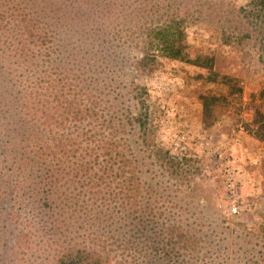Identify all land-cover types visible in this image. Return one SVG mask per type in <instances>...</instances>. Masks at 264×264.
<instances>
[{
  "label": "trees",
  "instance_id": "obj_1",
  "mask_svg": "<svg viewBox=\"0 0 264 264\" xmlns=\"http://www.w3.org/2000/svg\"><path fill=\"white\" fill-rule=\"evenodd\" d=\"M179 1L43 0L42 26L20 16L27 42L17 50L32 64L15 82L22 92L6 105L9 116L0 112V198L13 203L4 209L15 225L26 211V228L12 247L21 264H264V202L254 206L251 226L230 231L234 242L224 230L192 228L202 225L198 215L174 212L172 189L185 203L205 204L191 198L199 167L157 140L153 88L137 75L159 60L206 67L194 77L224 90L198 96L201 121L211 126L223 100L239 101L242 92L237 74L215 68V59L226 57L225 46L237 53L252 44L264 52V0H196L191 13L210 9L208 24L217 29L212 54L191 53L189 10ZM122 83L133 109L119 92ZM255 121L253 136L262 141L264 114ZM133 124L140 151L164 183L152 180L155 173L141 178L127 138ZM172 177L179 178L176 187Z\"/></svg>",
  "mask_w": 264,
  "mask_h": 264
},
{
  "label": "rangeland",
  "instance_id": "obj_2",
  "mask_svg": "<svg viewBox=\"0 0 264 264\" xmlns=\"http://www.w3.org/2000/svg\"><path fill=\"white\" fill-rule=\"evenodd\" d=\"M193 1L177 2L181 10H189L185 19L189 23L187 40L190 51L212 54L220 41L216 35V27L214 29L213 24H208L211 22L208 21L210 18L207 14L210 9L201 7L200 15L191 13L190 8H199L195 6L196 0ZM235 4L238 6L242 2L235 0ZM42 6L43 0H0V99L3 100L1 107H4L1 108L4 112H0L3 117L9 116L5 111L6 105L8 107V103L22 92L17 89L15 82L25 77L26 70L32 64V61L25 60L26 54L22 55L23 52L18 53L17 50L22 40L27 42L19 18L30 15L31 19L34 16L35 24L42 26ZM224 52L226 57L223 60L215 59L214 66L219 70L236 73L240 78L242 92L239 101L227 99L229 102L226 103L223 100V106L216 112V120L211 126H204L201 121L198 96L207 90L216 94L218 89L224 90L223 85L217 81L218 84L207 85L194 77L196 74H206V67L159 60L154 64L152 72L144 76L141 73L137 75L138 78L145 79L149 88H153L150 92L154 101L151 110L159 118L157 140L164 142L172 152L189 157L186 161L188 166L199 167L198 173L191 176L190 182L196 186L191 198L202 197L205 204L185 203L187 197L179 195L177 188L172 189L171 201L176 204L174 212L183 211L185 215H190V219L198 215L200 219L197 221L202 225L195 224L192 228L202 232H207L208 229L224 230V234H228V238L234 242L239 240L230 231L238 232L242 225L251 226L255 222L252 218L254 206L257 202H264V140L256 141L253 136L257 124L255 120L259 114H264V71L260 70L264 66V52L259 46L252 44L247 51L244 49L237 53H234L232 46H225ZM34 63L39 68L40 62L34 59ZM123 83L119 92L127 96ZM113 84L115 81H112L111 86ZM17 86L19 87L18 84ZM112 90L116 92L117 85ZM114 94L110 93V98ZM125 99L133 109L130 98L127 96ZM156 107H159V111L154 110ZM9 110L14 116V112L10 108ZM137 135V125L133 124L127 138L144 174L141 173V178L150 180L149 176L155 173L152 180L164 183V173L157 169L158 165L153 164V159L140 151L141 143ZM168 181L176 187L179 178L172 177ZM8 200V196L4 200L0 198V225L2 223L5 226H0V264H21L23 255L12 247H15L16 234L26 228V220L23 218L26 211L23 210V217L15 225L5 214L6 210L14 206ZM225 216H229V219ZM27 257L30 259L28 255Z\"/></svg>",
  "mask_w": 264,
  "mask_h": 264
}]
</instances>
